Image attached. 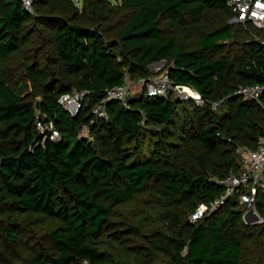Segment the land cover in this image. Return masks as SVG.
<instances>
[{"label": "trees", "instance_id": "trees-1", "mask_svg": "<svg viewBox=\"0 0 264 264\" xmlns=\"http://www.w3.org/2000/svg\"><path fill=\"white\" fill-rule=\"evenodd\" d=\"M32 2L0 0V264H264V223H245L237 195L190 220L264 137V92L237 95L264 86V30L230 23L228 0ZM162 61L205 105L142 95L92 113ZM79 91L72 115L61 98Z\"/></svg>", "mask_w": 264, "mask_h": 264}, {"label": "built area", "instance_id": "built-area-1", "mask_svg": "<svg viewBox=\"0 0 264 264\" xmlns=\"http://www.w3.org/2000/svg\"><path fill=\"white\" fill-rule=\"evenodd\" d=\"M22 2L32 12V0H22ZM228 5L233 12L230 23L251 24L264 30V0H228ZM163 67L150 70L148 75L140 77L134 83L128 82L107 90L105 100L97 104L92 109V113L98 119H105L107 118L106 105L108 102L116 101L128 106L130 99L142 95L149 98L172 96L183 101L192 100L200 106L205 105V101L197 90L188 85L174 83L170 79L167 70L161 72ZM263 92L264 86L261 85L240 86L237 95L242 96L245 100L259 101ZM88 94L87 91L75 92L73 95L62 97L61 103L70 113L76 115L84 105ZM36 128L44 140L48 138L57 140L59 138V132L53 123H45L38 118ZM238 153L240 156V172H231L225 179L220 181L225 187L224 194L212 202L207 210L198 207L191 215V222H197L216 212L231 196L235 195L239 197L240 205L246 209L245 214L253 212L254 216H259V221H255L252 217V222H264L256 208L258 194L260 191H264V137L260 138L255 150L244 147L239 148Z\"/></svg>", "mask_w": 264, "mask_h": 264}, {"label": "rangeland", "instance_id": "rangeland-1", "mask_svg": "<svg viewBox=\"0 0 264 264\" xmlns=\"http://www.w3.org/2000/svg\"><path fill=\"white\" fill-rule=\"evenodd\" d=\"M76 4H78L79 6L82 4V1L83 0H73ZM112 2H114V3H117L119 0H111ZM164 66V67H163ZM150 67V69H149V71L150 70H155V69H159V68H161V67H163L162 68V70H161V72L162 71H166L167 70V68H166V63L165 62H156V63H154V64H152V65H150L149 66ZM134 83V82H133ZM29 90V93L30 92H32V89H28ZM215 105H214V110L216 111V113H218V114H220V113H223L225 110H226V108H227V106H221L222 105V101H219V102H215L214 103ZM198 107H201L200 105H198ZM220 107V108H219ZM72 110V109H71ZM84 135H87V133H86V131L83 133ZM147 145H148V143H147ZM147 147V146H146ZM145 147V148H146ZM178 160L180 161V162H182V163H184V164H189L190 162H191V157H189V155L188 154H180L179 156H178ZM264 222H262V223H253V224H250V225H258V224H263ZM139 229V227L137 226V228H135V230H138ZM144 234V232H140V236H142ZM36 240H39V238H37ZM28 246V244H25V246H20V248H18V249H13V250H11L12 252V255H13V260H14V257H17V256H27V254L28 253H30V251L33 249V247H27Z\"/></svg>", "mask_w": 264, "mask_h": 264}, {"label": "water", "instance_id": "water-1", "mask_svg": "<svg viewBox=\"0 0 264 264\" xmlns=\"http://www.w3.org/2000/svg\"><path fill=\"white\" fill-rule=\"evenodd\" d=\"M163 62V61H162ZM72 114V113H71ZM74 115V114H72ZM252 217H254V220L255 221H259V216H254L253 212H247L245 215H244V221L247 225H250V224H253L254 222H252Z\"/></svg>", "mask_w": 264, "mask_h": 264}]
</instances>
